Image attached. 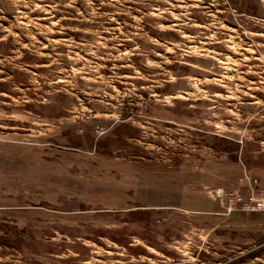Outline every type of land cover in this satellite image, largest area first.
Here are the masks:
<instances>
[{"label":"rangeland","instance_id":"rangeland-1","mask_svg":"<svg viewBox=\"0 0 264 264\" xmlns=\"http://www.w3.org/2000/svg\"><path fill=\"white\" fill-rule=\"evenodd\" d=\"M0 264H264V0H0Z\"/></svg>","mask_w":264,"mask_h":264}]
</instances>
